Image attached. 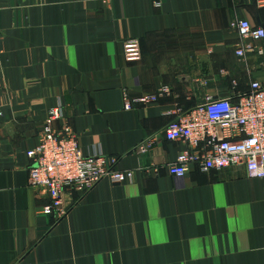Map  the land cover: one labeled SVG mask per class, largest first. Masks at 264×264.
<instances>
[{"label":"crops","instance_id":"crops-1","mask_svg":"<svg viewBox=\"0 0 264 264\" xmlns=\"http://www.w3.org/2000/svg\"><path fill=\"white\" fill-rule=\"evenodd\" d=\"M240 21L262 28L264 7L0 0V264H264V179L243 168L190 165L182 178L167 171L185 149L164 138L177 115L264 79V54H235ZM128 39L140 41L141 61H126ZM257 47L264 51V40ZM163 87L169 93L156 103L123 109L122 90ZM57 106L83 156L115 157L117 170L133 173L65 194L63 219L41 214L49 198L28 184L26 156ZM150 137L153 147L137 153Z\"/></svg>","mask_w":264,"mask_h":264},{"label":"built area","instance_id":"built-area-1","mask_svg":"<svg viewBox=\"0 0 264 264\" xmlns=\"http://www.w3.org/2000/svg\"><path fill=\"white\" fill-rule=\"evenodd\" d=\"M256 4L264 7V0H256ZM232 27L239 36L237 57L264 54L263 49L257 47L264 40V29L252 28L246 21ZM124 57L128 63L141 61L139 40L124 41ZM168 93L166 87L157 94L141 96H131L127 90H122L123 109L150 106ZM62 119L60 106L50 108L37 146L26 152L31 162L28 184L46 192L49 203L41 214L55 219L69 214L70 209L63 204L65 194L85 195L105 180L122 184L133 177L132 172L116 169L118 159L115 157L83 156L78 136ZM164 138L169 142L180 141L185 147L176 161L167 166L168 174L174 178H182L190 165H196L202 172L243 168L247 178L264 179V79L251 82L248 91L235 98L207 96L202 104L177 115L164 130ZM154 140L150 137L135 151L146 153L153 147ZM153 171L157 173V169Z\"/></svg>","mask_w":264,"mask_h":264},{"label":"water","instance_id":"water-1","mask_svg":"<svg viewBox=\"0 0 264 264\" xmlns=\"http://www.w3.org/2000/svg\"><path fill=\"white\" fill-rule=\"evenodd\" d=\"M262 28L264 29V25L262 26Z\"/></svg>","mask_w":264,"mask_h":264}]
</instances>
